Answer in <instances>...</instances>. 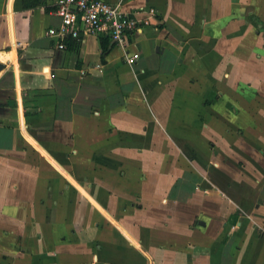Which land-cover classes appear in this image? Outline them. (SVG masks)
<instances>
[{
  "label": "crops",
  "instance_id": "crops-1",
  "mask_svg": "<svg viewBox=\"0 0 264 264\" xmlns=\"http://www.w3.org/2000/svg\"><path fill=\"white\" fill-rule=\"evenodd\" d=\"M103 1L155 10L132 65L0 0V264H264V0Z\"/></svg>",
  "mask_w": 264,
  "mask_h": 264
},
{
  "label": "built area",
  "instance_id": "built-area-1",
  "mask_svg": "<svg viewBox=\"0 0 264 264\" xmlns=\"http://www.w3.org/2000/svg\"><path fill=\"white\" fill-rule=\"evenodd\" d=\"M58 26L46 31L57 50L64 51L68 42L80 44L86 37L107 38L124 52L126 64L132 65L138 53L130 54L129 48L135 46L134 37L151 26L155 19L152 8L129 12L122 4L103 0H53Z\"/></svg>",
  "mask_w": 264,
  "mask_h": 264
},
{
  "label": "trees",
  "instance_id": "trees-1",
  "mask_svg": "<svg viewBox=\"0 0 264 264\" xmlns=\"http://www.w3.org/2000/svg\"><path fill=\"white\" fill-rule=\"evenodd\" d=\"M25 2L29 0H23ZM31 3L27 2L28 6H24L25 8H32L39 5L41 0H31L29 1ZM78 46L74 42H68L67 47L69 46ZM100 45H101V51L102 54H106L109 51V40L107 38H101L100 39ZM69 84L62 85V87H57L55 89V111H58L61 109L64 113L67 114V117H65V120H70L72 113H80V114H89L92 112L93 108H95L98 103L103 100V97L100 96L99 92H89L86 87H78L76 86L77 81L73 79H69ZM84 86V84H83ZM79 89L80 95L79 99L80 102H73L74 98L77 96L76 92Z\"/></svg>",
  "mask_w": 264,
  "mask_h": 264
},
{
  "label": "water",
  "instance_id": "water-1",
  "mask_svg": "<svg viewBox=\"0 0 264 264\" xmlns=\"http://www.w3.org/2000/svg\"><path fill=\"white\" fill-rule=\"evenodd\" d=\"M5 66L4 64L0 63V73L2 72V70H4Z\"/></svg>",
  "mask_w": 264,
  "mask_h": 264
},
{
  "label": "rangeland",
  "instance_id": "rangeland-1",
  "mask_svg": "<svg viewBox=\"0 0 264 264\" xmlns=\"http://www.w3.org/2000/svg\"><path fill=\"white\" fill-rule=\"evenodd\" d=\"M53 164H54L59 170H61V168H60L55 162H53Z\"/></svg>",
  "mask_w": 264,
  "mask_h": 264
}]
</instances>
